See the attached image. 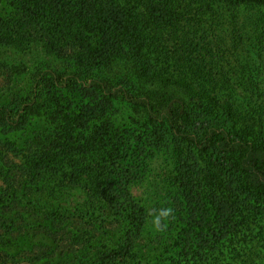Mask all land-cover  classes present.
<instances>
[{
    "label": "trees",
    "instance_id": "obj_1",
    "mask_svg": "<svg viewBox=\"0 0 264 264\" xmlns=\"http://www.w3.org/2000/svg\"><path fill=\"white\" fill-rule=\"evenodd\" d=\"M9 7L0 55L43 57L27 94L0 105V126L20 138L40 117L54 124L40 150H11L26 153L24 182L45 207L85 204L74 200L79 185L95 199L108 226L89 264H237L241 247L264 242V0ZM136 132L142 154L129 153ZM146 150L167 163L164 223L153 232L134 193Z\"/></svg>",
    "mask_w": 264,
    "mask_h": 264
},
{
    "label": "rangeland",
    "instance_id": "obj_2",
    "mask_svg": "<svg viewBox=\"0 0 264 264\" xmlns=\"http://www.w3.org/2000/svg\"><path fill=\"white\" fill-rule=\"evenodd\" d=\"M9 4L10 0H0V16L5 19L13 18L16 13ZM42 57L9 48L3 51L0 55V105L11 104L14 98L27 94L37 64L32 63L33 59L37 62ZM118 106L115 109L119 108L120 115L121 107ZM44 119L38 118L35 129H28L20 138L19 135H7L0 126V192L1 197H6L4 205L0 204V264H89L98 252V244H92L98 238L99 230L102 232L108 226L102 219H95L94 214L98 212L95 199L87 195L83 185H79L74 190L77 195V198L74 195V200L79 201L80 196V201L85 204L70 203L57 212L56 207H45L41 195L35 191L36 187L29 188L24 182L22 170L25 169L23 157L26 153L16 155L11 150L15 144L24 149L40 150L47 143L45 138L52 137L54 130V124L49 125ZM126 128L130 129L128 126ZM136 134L131 139L133 147L129 153L142 154L143 150L139 149L141 142L138 141L140 133ZM144 154L147 158L140 160L138 169L142 177L141 189H134V193L140 196L146 207L147 227L153 232L164 223L167 203L161 198L167 197L168 193L167 186L163 187L164 176L161 172H164L162 170L167 163H164L165 157H161L163 161L160 155L152 156L149 150ZM14 193L16 197H9ZM144 193L148 194L147 197H143L146 196ZM241 250L247 257L242 260L237 258L235 263L253 264L247 261L251 258L254 264H264V242L243 246ZM38 256L42 258L36 259Z\"/></svg>",
    "mask_w": 264,
    "mask_h": 264
}]
</instances>
